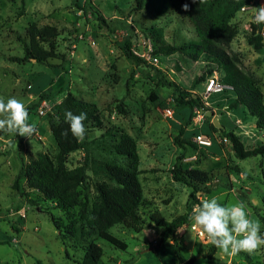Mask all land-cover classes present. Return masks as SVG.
Here are the masks:
<instances>
[{
  "label": "rangeland",
  "instance_id": "obj_1",
  "mask_svg": "<svg viewBox=\"0 0 264 264\" xmlns=\"http://www.w3.org/2000/svg\"><path fill=\"white\" fill-rule=\"evenodd\" d=\"M135 5L136 0H0V98L7 103L15 97L27 108L38 104L36 111L28 114V122L36 128L32 136L26 138L7 132L0 136V264H79L84 255L83 249L63 243L53 225L51 216L67 222L65 212L36 191L24 189L23 181L20 189L25 194L12 188L21 163H28L39 151L52 157L57 152L46 118L55 113L58 102L68 91L96 103L100 110L101 126L87 129L84 138L89 145L90 160L98 163L111 158L112 138L103 135L107 128L118 127L137 140L139 180L143 197L149 203V207H142L139 212L146 221L152 204L167 220L187 211L192 188L181 181L170 183L171 169L177 165L182 176L191 168L209 173L208 181L197 185V198L201 202L213 197L223 206L241 201L247 205L249 217L261 223L264 157L237 158L233 154L229 157L226 146L230 143H223L224 156L213 159L207 152L219 154V151L207 124L212 123V117L204 114L202 126L193 124L213 138L212 147L198 145L194 133H179L178 127L186 117L175 120L174 115H178L175 87L166 81L199 96L203 106L207 78H221L216 63L191 62L174 53L158 55L157 66L146 61L137 65L125 56V43L131 46L146 38L156 48L158 43L147 27H161L162 39L171 44L195 39L196 33L192 23L174 8L158 16L148 4L140 9ZM253 21L248 9L237 13L232 19L237 33L227 50L233 53L242 70L260 81L264 94V47L262 51L255 50L245 39ZM34 22L38 27L43 24L57 27V34L42 43L56 55L44 62L23 58V44L29 41L27 29ZM261 36L264 45V23ZM209 69L211 74H207ZM201 75L194 84L193 79ZM232 94L228 90L210 95L207 111L219 113L225 129H234L246 148L260 144L264 129L255 127L254 116L243 106L237 110L221 107L224 95ZM43 101L47 106L39 114ZM118 103L124 106L125 114L116 109ZM165 109L172 110L171 118L165 116ZM184 112L189 113V107ZM183 136L192 137L194 145L183 142ZM84 156V150L70 153L67 165L73 167ZM235 164L240 167L242 177L235 172ZM87 172L89 193L94 197L92 185L105 178ZM207 189L209 193L205 192ZM196 206L193 204L188 211L186 223L165 241L161 240L164 228L149 222L139 232L121 224L112 226L110 232L124 240L127 248H115L98 238L96 242L103 250L100 264H173L191 254L195 257L193 264H208L205 254L211 243L206 235H198L191 227L195 224L192 215ZM196 228L201 229L197 225ZM215 256L225 264H264L263 246L251 254L241 251L234 256L217 248Z\"/></svg>",
  "mask_w": 264,
  "mask_h": 264
},
{
  "label": "trees",
  "instance_id": "obj_2",
  "mask_svg": "<svg viewBox=\"0 0 264 264\" xmlns=\"http://www.w3.org/2000/svg\"><path fill=\"white\" fill-rule=\"evenodd\" d=\"M253 2L258 8V0H136V9H140L144 4H148L153 13L160 16L167 10L174 8L185 16L193 25L196 38L182 43H166L162 39V29L159 26L151 25L147 27L149 33L158 43L153 54L170 55L181 54L191 62L206 60L216 63L221 73V81L230 85L234 98L227 104V109L231 110L241 105L245 110L255 117V127L264 129V94L261 91L260 81L251 73L242 70L237 59L227 47L236 36V28L232 23L240 8ZM23 3V2H22ZM188 5V10L183 9V5ZM251 30L246 36V42L255 50L262 51L263 38L261 36L262 23H253ZM57 27L51 24H43L38 27L36 23H31L27 29L29 41L23 44L24 60L34 59L36 62H44L55 57L52 48H45L42 43L49 42L57 33ZM130 43H125V56L133 60L137 65L145 61L134 55L130 51ZM212 69L207 71L211 74ZM203 75L195 77L193 83H197ZM168 85L175 87V104L180 118L186 120L179 125V133L184 135V127L191 123L194 106H202L199 96H192L189 91L181 89L174 82L166 81ZM43 96V95H41ZM38 104L30 105L29 113L36 111ZM189 107V113L184 112ZM118 112L125 114V108L121 103L116 105ZM71 111L74 115L86 113L87 119L84 121L86 130L100 127L102 118L96 103L84 100L67 92L58 102L55 113L48 115L49 131L55 141L57 152L50 156L46 152H37L28 163H21L19 170L13 180L12 188L20 190V183L23 181L24 189L34 190L44 199L51 200L55 206L67 214V222L62 223L60 219L51 216L53 225L58 231L63 243H71L75 248L83 249L84 255L79 264H100L102 247L96 240L102 238L112 244L115 248L125 250L127 243L110 232L114 225H123L127 229L139 232L143 224H151L164 228L161 240L165 241L175 230L184 225L188 218V211L193 204L199 205L201 201L197 198V185L204 184L209 179V173L202 169L191 168L185 171V176L180 175L181 169L174 165L171 169L173 180L181 181L190 186L192 190L189 194L187 211L167 220L155 209L152 204L151 210L147 214V220L140 214L142 207H149V203L143 197L142 186L139 180V156L137 152V140L129 133L118 127L107 128L103 135L112 138L111 158L95 163L90 160L89 145L87 141H80L71 135L63 133L69 129V124L65 120V112ZM175 114V112H174ZM211 131L217 128L213 122L208 124ZM221 134L230 143V150L237 158H246L253 155L264 157V140L251 148H246L234 131L226 130L221 125ZM3 132H0V136ZM196 135L195 131H192ZM193 135V136H194ZM183 142L194 145L190 136H183ZM178 140V138L176 137ZM182 144V142L180 141ZM77 150H84V160L69 167L67 158L70 153ZM179 158V157H178ZM181 158V155H180ZM235 172L240 173V168L235 164ZM89 168V169H88ZM101 175L104 181L95 182L92 189L94 197L89 193L88 180L90 175ZM210 192V189L205 191ZM264 206V195L262 196ZM261 233H264V215L260 216ZM217 248L209 245L205 258L208 264H225L215 256ZM68 254V253H67ZM264 256V246H263ZM194 255H189L187 259L173 264H193Z\"/></svg>",
  "mask_w": 264,
  "mask_h": 264
},
{
  "label": "clouds",
  "instance_id": "obj_3",
  "mask_svg": "<svg viewBox=\"0 0 264 264\" xmlns=\"http://www.w3.org/2000/svg\"><path fill=\"white\" fill-rule=\"evenodd\" d=\"M183 9L187 11L188 5L184 4ZM254 20L256 23H264V4L257 8ZM0 116L4 117L0 119V132L29 138L36 131L35 125L28 122L27 107L15 97L9 98L7 103L0 98ZM64 116L69 129L63 135L67 136L70 131L74 138L83 141L87 114L82 112L74 115L66 111ZM192 218L209 242L227 255L234 256L241 251L251 254L264 246L260 221L249 217L247 205L241 201L223 206L215 197L203 199L195 207Z\"/></svg>",
  "mask_w": 264,
  "mask_h": 264
},
{
  "label": "built area",
  "instance_id": "obj_4",
  "mask_svg": "<svg viewBox=\"0 0 264 264\" xmlns=\"http://www.w3.org/2000/svg\"><path fill=\"white\" fill-rule=\"evenodd\" d=\"M247 9V5H244L240 8L241 11H244ZM130 51L142 58L144 61L151 63L155 66L158 65L159 63V57L155 54H153V46H152V42L150 39H139L138 42L136 43H132L130 46ZM232 87L230 85L224 84L221 81L218 80V78L216 76H211L209 78H207L205 87H204V91L202 94V102H203V106H194L192 109L193 112V116H192V123L198 126L202 125L203 119H204V114L207 111L208 108V101L207 98L215 93H221L226 89H231ZM46 102H42L38 113L42 114L44 112V108L46 107ZM165 116L168 118H171L173 116V112L171 109H165ZM216 135H214L215 137ZM217 139V141L219 143H229V140L223 136V135H219L215 137V140ZM194 140L197 142L198 145H203V146H209L213 143V138L211 136L205 135L202 132L198 131L196 133V135H194ZM191 227L193 229H196V232L198 235H203L202 234V230L196 228V224H192Z\"/></svg>",
  "mask_w": 264,
  "mask_h": 264
},
{
  "label": "crops",
  "instance_id": "obj_5",
  "mask_svg": "<svg viewBox=\"0 0 264 264\" xmlns=\"http://www.w3.org/2000/svg\"><path fill=\"white\" fill-rule=\"evenodd\" d=\"M258 2L260 3V5L261 4H264V0H258ZM247 9L249 10V12L252 14V18L254 17V14H255V12H256V10H257V7L255 6V4H253V2H250V3H248L247 4ZM241 11V10H240ZM226 91H228L227 89L226 90H224L223 91V93H225ZM227 95H224V97L220 100V102L222 103V105L223 106H221L223 109H226L227 108V104L230 102V101H232L233 100V98H234V94H232V96H230V97H226ZM218 106H216V108H217ZM240 107H242L241 105H238L237 106V108H234V109H231V110H237V109H239ZM214 110H215V108H214ZM227 113H230V111L229 112H227ZM216 116H217V121H218V123L220 124V125H222V126H224V128H225V124H224V122L223 121H221L220 120V114L218 113H216L215 114ZM175 117H176V121H178V119L181 121V119H180V117L179 116H176V115H174ZM174 117V118H175ZM212 121H213V119H211ZM176 121H173V123H175ZM179 121V122H180ZM207 124H209L208 122H207ZM202 126V125H201ZM184 129H185V133H184V135H186L187 133H192V131H195V132H197L198 130L197 129H199V127L198 126H193V123H190L189 125H187V126H185L184 127ZM212 133L214 134V135H216V136H219V134H220V136H221V131L218 129L217 131H212ZM237 134V133H236ZM238 135V134H237ZM215 136V137H216ZM194 138V137H193ZM213 144L214 143H212L210 146L212 147L213 146ZM216 146H215V149H217L218 151H219V154H210L209 152H207V151H205V152H207V154L211 157V158H213V159H216V160H218V158H220V157H222V156H224V150H223V146L222 145H224L223 143H219L218 141H217V139H216ZM227 145V144H226ZM226 150L227 151H229V154L227 155V156H229L230 154H232V152H231V150H230V146L229 145H227L226 146ZM204 151V150H203ZM230 157V156H229ZM240 168V167H239ZM239 176H243V174L241 173V169H240V173L238 174ZM175 181L174 180H172L170 183L172 184V183H174Z\"/></svg>",
  "mask_w": 264,
  "mask_h": 264
},
{
  "label": "water",
  "instance_id": "obj_6",
  "mask_svg": "<svg viewBox=\"0 0 264 264\" xmlns=\"http://www.w3.org/2000/svg\"><path fill=\"white\" fill-rule=\"evenodd\" d=\"M205 115L206 116H208V117H212V119H213V124L215 125V126H217V127H221V125L218 123V121H217V116L214 114V112L213 111H206L205 112Z\"/></svg>",
  "mask_w": 264,
  "mask_h": 264
}]
</instances>
